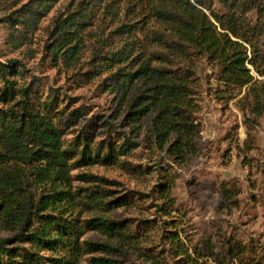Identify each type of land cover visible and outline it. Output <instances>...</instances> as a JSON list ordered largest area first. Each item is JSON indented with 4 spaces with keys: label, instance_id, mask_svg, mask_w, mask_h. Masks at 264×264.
Returning a JSON list of instances; mask_svg holds the SVG:
<instances>
[{
    "label": "rangeland",
    "instance_id": "rangeland-1",
    "mask_svg": "<svg viewBox=\"0 0 264 264\" xmlns=\"http://www.w3.org/2000/svg\"><path fill=\"white\" fill-rule=\"evenodd\" d=\"M150 1L0 0V62L23 65L26 82L39 79L38 91L55 94L61 102L58 110L81 111L75 123L65 114L63 143L83 129L95 143L119 144L125 137L137 144L113 165L68 169V191L98 186L130 200L107 214L73 211L80 222L92 216L125 220L131 234L116 241L84 229L81 241L117 251L91 252L77 264H101L93 261L99 259L112 264H236V259L264 264V110L256 104L264 77L249 66L260 84L225 86L217 66L197 56L191 64L194 98L185 113L186 126L164 116L154 119L153 107L136 113L152 101L139 100L137 91L119 84L131 71V61L143 60L149 52L150 39L146 42L143 36L150 38L155 24L148 14ZM246 18L256 27L248 29L255 31L249 33L256 48L252 59L264 70V13L251 10ZM66 19L72 23L67 34L55 38ZM59 41L62 50L76 41L79 47L55 61L51 49ZM138 43L145 49L138 52ZM180 69L174 66L176 72ZM7 170L23 191L48 193L47 186L32 188L29 169L9 165ZM82 175L103 181L86 183ZM4 207L0 193V240L15 236L1 213Z\"/></svg>",
    "mask_w": 264,
    "mask_h": 264
},
{
    "label": "trees",
    "instance_id": "trees-1",
    "mask_svg": "<svg viewBox=\"0 0 264 264\" xmlns=\"http://www.w3.org/2000/svg\"><path fill=\"white\" fill-rule=\"evenodd\" d=\"M36 1L39 4L45 0ZM150 2L148 14L155 24L152 36H143L146 42L150 39L151 43H145L149 52L143 60L133 59L131 71L118 82L121 89L137 91L139 100L152 101L136 113L153 107L154 119L164 116L162 119L175 121L179 127L186 126L185 113L194 98L195 73L191 64L197 56L217 66L219 81L225 86L241 89L260 84L249 68L264 77V70L251 56L256 48L250 35L255 31L248 29L256 30V27H251L246 17L251 10L264 13V0ZM71 25L67 19L63 20L55 38L65 37ZM126 32L132 33L129 28ZM62 41L51 49L52 60L58 61L57 57L63 60L67 54L72 56L79 47L76 41L64 52ZM135 49L140 52L145 49L144 44L138 43ZM175 65L181 66L177 72ZM24 72L26 69L21 64L0 62V103L5 106L0 109V193L5 206L1 213L10 224L9 231L15 233L12 238L0 240V264H77L83 255L91 252H116L117 248L81 241L83 230H95L109 239L126 241L131 237L130 223L105 216H92L80 222L73 211L81 208L107 214L127 206L130 200L127 196L115 197L98 186L74 193L68 191V169L113 165L118 156L129 155L137 144L125 137L119 144L109 140L95 143L83 129L63 143L65 114L75 123L82 117L81 111L66 112L64 107L58 110L61 102L55 94H41L37 87L40 80L32 77L26 82ZM17 80L22 81L20 85ZM258 95L256 104L260 103L264 110L263 88ZM9 165L23 171L29 169L34 177L30 182L32 188L47 186L48 193L35 194L16 186L13 173L7 170ZM81 178L86 183L103 181L91 175ZM17 243L20 245L14 246ZM26 244H30L29 248ZM93 261L112 264L107 259ZM236 261L244 264L240 259Z\"/></svg>",
    "mask_w": 264,
    "mask_h": 264
}]
</instances>
